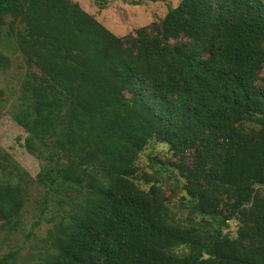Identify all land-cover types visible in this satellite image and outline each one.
<instances>
[{
	"label": "trees",
	"instance_id": "1",
	"mask_svg": "<svg viewBox=\"0 0 264 264\" xmlns=\"http://www.w3.org/2000/svg\"><path fill=\"white\" fill-rule=\"evenodd\" d=\"M7 48L26 62L13 118L41 166L0 148V236L35 188L33 228L52 212L36 264H264V0H180L124 36L74 0H0V72ZM152 140L180 209L137 164Z\"/></svg>",
	"mask_w": 264,
	"mask_h": 264
},
{
	"label": "rangeland",
	"instance_id": "2",
	"mask_svg": "<svg viewBox=\"0 0 264 264\" xmlns=\"http://www.w3.org/2000/svg\"><path fill=\"white\" fill-rule=\"evenodd\" d=\"M74 1L79 2L86 11L93 14L113 33L124 36L141 26L160 20L165 16L169 7L176 6L180 0ZM4 50L11 55L13 63L10 68L0 72V148L9 152L16 162L35 177L40 170L41 161L23 145L26 132L13 118L20 85L27 69L26 62L17 50L9 48ZM151 158L153 159L151 160ZM171 159H174V156L168 145L152 140L141 152L137 164L142 171L156 174L159 177V184L163 186L166 194L172 197L177 208L180 209V200L184 192L176 186L171 172ZM31 194L32 196L25 206L22 225L12 235L0 236V253L19 247L21 248V260L26 261L25 264L37 263L39 258L36 249L38 239L46 236L52 219L50 216L52 212H49L48 217L43 218L40 225L33 228V223L39 217L36 201L39 192L33 188ZM182 210L186 215L187 210ZM237 227V220H232L225 231L231 236H235Z\"/></svg>",
	"mask_w": 264,
	"mask_h": 264
}]
</instances>
